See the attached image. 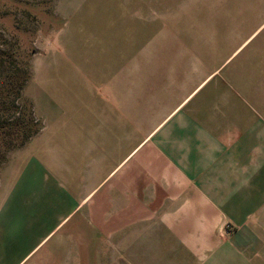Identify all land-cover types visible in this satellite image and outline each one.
<instances>
[{
    "label": "crops",
    "instance_id": "1",
    "mask_svg": "<svg viewBox=\"0 0 264 264\" xmlns=\"http://www.w3.org/2000/svg\"><path fill=\"white\" fill-rule=\"evenodd\" d=\"M185 22L200 24L185 26L184 45L154 63L168 73L130 110L136 126H108L107 93L102 109L80 102L58 112L48 143L32 145L39 157L21 153L4 166L0 264H106L108 229L189 198L194 174L199 184L210 166L242 185L222 204L240 210L247 239L222 240L228 254L208 264H264L254 234L264 210L240 200L247 190L258 198L245 183L264 182V0H215Z\"/></svg>",
    "mask_w": 264,
    "mask_h": 264
},
{
    "label": "rangeland",
    "instance_id": "2",
    "mask_svg": "<svg viewBox=\"0 0 264 264\" xmlns=\"http://www.w3.org/2000/svg\"><path fill=\"white\" fill-rule=\"evenodd\" d=\"M214 1L0 0V175L16 155L39 157L32 145L48 143L57 113L80 102L102 109L108 93V126H136L130 110L168 73L154 63L168 61V47L184 45L185 26L200 24L185 21ZM70 118L73 129L74 114L62 115ZM217 169L210 166L206 177L203 168L199 184L194 174L196 194L175 205L143 220L123 215L108 229L106 264H208L211 255L228 254L222 240L247 239L240 210L223 205L242 185ZM255 178L245 184L258 198L247 190L240 200L259 212L264 182ZM254 234L264 239V231Z\"/></svg>",
    "mask_w": 264,
    "mask_h": 264
}]
</instances>
